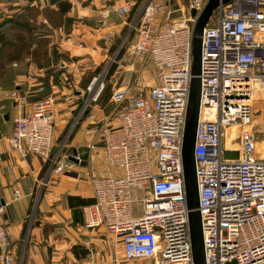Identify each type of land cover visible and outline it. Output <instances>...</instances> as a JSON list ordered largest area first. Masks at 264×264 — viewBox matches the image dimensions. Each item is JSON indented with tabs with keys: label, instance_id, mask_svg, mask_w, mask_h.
Masks as SVG:
<instances>
[{
	"label": "built area",
	"instance_id": "built-area-1",
	"mask_svg": "<svg viewBox=\"0 0 264 264\" xmlns=\"http://www.w3.org/2000/svg\"><path fill=\"white\" fill-rule=\"evenodd\" d=\"M208 3L190 0L179 20L170 19L172 0H148L143 8L135 50L150 59L157 84L148 92L137 83L112 92L120 124L97 132L115 173L89 176L95 201L83 208L84 228L105 229L120 242L122 257L89 249L90 264H195L183 163L195 78L201 107L194 165L206 264H264V157L249 130L264 91V0H232L215 10L201 36L200 73L194 75V30ZM114 11L125 16L129 8ZM110 15L105 11L102 19ZM103 89L101 84L94 100ZM53 108L54 100L46 98L17 115L11 138L23 156L49 160L46 180L81 162L79 154L74 161L62 150L52 155ZM225 152L238 158H225ZM14 199H21L19 191ZM0 263L22 264L1 225Z\"/></svg>",
	"mask_w": 264,
	"mask_h": 264
},
{
	"label": "crops",
	"instance_id": "crops-1",
	"mask_svg": "<svg viewBox=\"0 0 264 264\" xmlns=\"http://www.w3.org/2000/svg\"><path fill=\"white\" fill-rule=\"evenodd\" d=\"M20 1L0 0V35L9 31V26L4 25L7 19L21 11ZM69 1L72 8L64 19H74L72 28L50 30L51 41L48 47L51 64H55L56 54H65L62 61L65 62L69 78L63 76L58 84H54V78H45V71L36 68L31 57L9 63L5 71L0 73V203L5 202V214L0 217V225L9 234L12 254L18 261L22 260V264H90L92 261L89 252L84 257L82 255V258L73 252L75 246L82 248L84 216L82 211L75 214L68 204V197L94 201L89 176L115 173L107 165L105 143L97 131L100 127L119 126L120 114H115L117 108L111 104L100 109L95 105L91 115L82 122V62L90 61L98 66L104 62L107 56L99 40L106 36L109 41L110 35L120 33L127 26L134 30L148 0ZM177 5H180L179 10L183 13L184 6L181 3ZM123 6H127L130 12L121 17L114 10ZM107 10L111 11V17L102 25L101 13ZM120 18L123 23L117 24ZM68 80L72 82L70 87ZM44 89L45 93L42 92ZM45 97L54 100L52 155L62 150L70 158L77 154L81 156V162H75L70 171L61 176H49L48 180L49 160L33 154L23 156L11 145L14 118L21 113L31 112L34 104ZM92 132L96 133L91 136ZM46 164H49V169L43 177ZM43 188L45 193L43 195L41 192L39 198L38 193ZM15 191L20 192V200L14 199ZM36 197L39 198L37 206L40 217L29 237L25 238L26 232L23 234V231L29 226ZM46 229L47 233L44 231ZM25 242L28 246L26 257H19L24 251Z\"/></svg>",
	"mask_w": 264,
	"mask_h": 264
},
{
	"label": "rangeland",
	"instance_id": "rangeland-1",
	"mask_svg": "<svg viewBox=\"0 0 264 264\" xmlns=\"http://www.w3.org/2000/svg\"><path fill=\"white\" fill-rule=\"evenodd\" d=\"M155 1L159 2V4L161 5H166L167 2V0H155ZM189 1L190 0H172V5H174L172 10H175V13L170 16V19L175 20L180 17L182 18L183 13L179 10L180 5L177 4L181 3L182 6H184V8H186L187 10ZM20 2H21V5L19 7L21 9V11L19 10L20 13H16L12 15V18L13 17L16 18V16H18V18L15 20H19L18 23L20 24V26L24 25L25 22L27 23L28 28H36L37 30H41V28H55V27L66 28V29L72 28L74 19L67 18L65 20L63 18V22L61 23L60 16L56 12L52 11L54 10L53 8L55 7L51 3L52 0H32V1L21 0ZM102 13H101V18H102ZM127 15L128 14H126L125 16ZM131 18L132 17L130 16L129 19ZM104 21L105 20L102 19L101 22L102 25H104L105 23ZM110 21H113V23L115 24L113 19H111ZM116 23L122 24L123 20L120 18L116 21ZM138 25H139V21H138ZM138 25L133 28H139ZM131 28L132 27L127 26L120 33L118 32V34L116 33L114 35H110L111 37L109 41L106 36H103L101 40H99V45L102 48L104 55L107 56L106 60L100 63L99 66L91 64L90 61L82 62V122L89 115H91L93 111V106L95 105H98V109H100L111 104V106H113L116 109L117 106L111 100L112 92L116 88L125 87L126 84L133 85L137 83L140 89L148 92L152 86L157 84L156 71L153 65H151L150 59L141 58L136 54L135 46L138 42L139 32L138 29L133 30ZM12 33L13 32L8 31L7 38L5 37V40L11 39V41H9L8 43H11L14 39L13 37H11ZM55 57L56 59H58V60L55 59L54 62L55 64H51L50 63L51 60L49 63L48 61L41 60L40 62H42L41 64H43L44 67H40L38 64H36L35 67L43 69L45 71V76H46L45 78L53 77L54 84H58L59 80H61L63 76L66 78L69 77L67 76L66 73V67L64 64L65 62L62 61V59L65 58V54L58 53V55L56 54ZM67 83L70 84L68 85L69 87L72 86L71 81L68 80ZM92 84H93L92 90L88 91V87ZM101 84H104V89L99 95V98L97 100H94L98 90L100 89ZM45 89L42 92L45 93L46 92ZM46 94H48V90ZM259 95L261 99H259V101H256L253 106V117L249 130H251L253 134L256 136L258 140L259 153L261 154V156L264 157V98L262 97V95L264 96V91H262ZM46 98L48 97H45V99ZM119 110L122 111L123 110L122 107H120ZM117 112L118 111L115 110V114H118ZM229 144L233 148L236 149L238 148L237 143H232V144L229 143ZM46 183L47 181L45 182V184ZM41 192L44 195L45 188H43L42 191L40 190V192L38 193L39 198ZM39 198L36 197L34 201V208L32 209V213L30 215L31 220L26 230L25 238L29 237V233L31 229L34 228L36 220L40 217L37 206V202L39 201ZM59 212L61 213V211ZM37 223L40 224V222ZM44 231L47 233L48 229ZM26 246H27V242H25L24 251L22 252L21 255H19V257L22 256H24V258L26 257L25 251L26 248L28 247ZM121 247L122 246L120 242L117 241L116 238L108 234V232L105 229L89 230L84 227L82 229V252H85L86 250L88 251V249H95V248L103 249L108 256L111 257L112 255L114 258L118 256V258L121 259L122 257Z\"/></svg>",
	"mask_w": 264,
	"mask_h": 264
},
{
	"label": "water",
	"instance_id": "water-1",
	"mask_svg": "<svg viewBox=\"0 0 264 264\" xmlns=\"http://www.w3.org/2000/svg\"><path fill=\"white\" fill-rule=\"evenodd\" d=\"M232 0H209L207 7L200 16L193 37V73L198 75L200 73L201 61V36L204 29L209 23L210 18L221 4H227ZM196 15V11H192V16ZM201 107V83L198 79H193L191 85V100H190V119L188 124V132L186 137V144L183 156L184 163V177L188 204L191 209L190 213V230L193 245V255L195 264H206V257L204 251V237L202 229V219L199 211V187L195 174L194 165V149L196 144L197 127L200 118ZM225 158L237 159L238 153H224ZM74 161V158H71ZM86 165L85 162L82 163ZM5 205V202H2Z\"/></svg>",
	"mask_w": 264,
	"mask_h": 264
},
{
	"label": "trees",
	"instance_id": "trees-1",
	"mask_svg": "<svg viewBox=\"0 0 264 264\" xmlns=\"http://www.w3.org/2000/svg\"><path fill=\"white\" fill-rule=\"evenodd\" d=\"M51 3L55 6L53 8L54 10L52 11L56 12L60 16V21L62 23L63 18L71 10L72 4L69 0H52ZM17 18L18 16H16V18L11 17L7 19L4 24L9 26V31L13 32L11 36L14 38L13 41L11 43H8L9 41H11V39L5 40V37L7 38L6 32L0 35V73H3L5 71L9 63L25 60L28 57H31L32 61L38 64L40 67H44V65L41 64L42 62H40L41 60L48 61V63L50 62L48 53V47L51 41L49 37V31L57 28L55 26V28H41V30H37L36 28H28L27 23L25 22L24 25L20 26V24L18 23L19 20H15ZM48 169L49 164H46L42 172L43 177L47 173ZM94 201L92 199H84L80 197H68V204L71 209H74L75 214H77L79 211H82L83 214V208L94 203ZM82 223L84 224L83 220ZM25 232L26 228L24 229L23 234H25ZM88 251L86 250L85 252H82V248H80V246H75L73 248L74 254L77 257L81 258L82 255L83 257L86 256L88 254Z\"/></svg>",
	"mask_w": 264,
	"mask_h": 264
},
{
	"label": "bare ground",
	"instance_id": "bare-ground-1",
	"mask_svg": "<svg viewBox=\"0 0 264 264\" xmlns=\"http://www.w3.org/2000/svg\"><path fill=\"white\" fill-rule=\"evenodd\" d=\"M237 130L236 128L233 129V131Z\"/></svg>",
	"mask_w": 264,
	"mask_h": 264
}]
</instances>
